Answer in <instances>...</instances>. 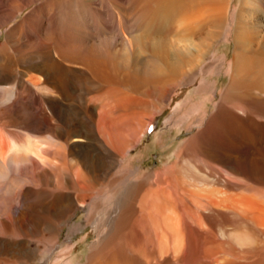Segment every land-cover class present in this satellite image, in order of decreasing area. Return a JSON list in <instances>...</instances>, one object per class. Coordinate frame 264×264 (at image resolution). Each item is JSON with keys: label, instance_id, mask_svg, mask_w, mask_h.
Here are the masks:
<instances>
[{"label": "bare ground", "instance_id": "bare-ground-1", "mask_svg": "<svg viewBox=\"0 0 264 264\" xmlns=\"http://www.w3.org/2000/svg\"><path fill=\"white\" fill-rule=\"evenodd\" d=\"M30 1L0 0V25ZM109 1L99 4L116 6L119 23L134 19L118 48L126 55L113 64L104 39L90 52L83 44L88 19L76 11L94 0H57L67 3L61 22L51 39L26 44L27 53L13 51L29 34L13 33L29 31L36 13L0 47V264L43 261L92 194L110 195L99 210L118 215L80 264H264V17L253 13L264 9L262 0L240 2L229 83L205 128L118 199L129 172L121 164L154 115L185 85L214 92L209 75L223 69L226 57H211L230 4ZM177 108L167 119L172 125L193 109ZM47 231L54 236L40 249Z\"/></svg>", "mask_w": 264, "mask_h": 264}, {"label": "rangeland", "instance_id": "rangeland-1", "mask_svg": "<svg viewBox=\"0 0 264 264\" xmlns=\"http://www.w3.org/2000/svg\"><path fill=\"white\" fill-rule=\"evenodd\" d=\"M2 1L13 5H18L24 3V1L27 0ZM240 2L241 0H229L228 4L230 5L228 9L226 23L222 31L223 34L222 37L217 38V47L212 53L214 54V56L211 57V59L213 60H217L220 58L222 59L226 57V63L224 64L223 69L220 72L209 75V81L215 82V87L213 90L214 92H202L200 94L196 93L195 85H185L183 87H180L176 91L172 100L169 103L170 105L166 107V110L164 112H158L156 113V115H154V117L152 118V120H150L148 124L146 134L142 137L141 141L138 142V144L131 149V151L121 164L124 171L129 172L128 174L123 175V179H125L124 187H122L121 192H119L118 190L116 199H118L123 193H125V188L134 179H142L149 173L158 172L161 168L174 161L176 153L178 151L177 149H179L180 145L188 141L192 136L196 135L199 131L205 128L207 121L209 120V117L214 109V100H218L217 97L222 94V92L229 83L230 74L228 69L230 70L229 65L234 54V17L240 9ZM262 2L264 5V0H262ZM99 3L100 0H94V4H92V6L89 5L88 7L87 5H85L86 7L82 10L79 6L78 10L76 11L80 15H85V18L88 19V29H85L86 32L84 35V38L87 40V42L84 39L83 44L87 48V52H90V44L92 45L94 43L96 45V41L104 39L106 43L105 51L108 54V57L113 61V64L116 62H114V60L122 54H120V52H123L124 55H126L125 51L121 50L119 52V49L123 48L120 39L123 36V30L129 31L130 28H134V19H132L131 21L126 20L123 21V23H119L120 13L115 8L116 6L112 7L113 5L111 4L112 6L109 5L111 7H102ZM64 4L65 2H63L62 4L60 2V4H58L57 0H31L30 3H28L26 6L23 7L22 10L18 12V14L13 20L0 25V47L7 40L9 31H11V29L15 27L18 23H21L23 21L26 22L27 18L31 16L32 13H36L37 17L35 18L36 23L33 24L32 28L28 29L31 33L29 31H22L23 29L19 31V34L17 33V31L13 33L15 36H18L20 38L21 34H24V36L29 34V36H27L28 38H22L21 40L25 41V45H23L24 47H22L19 51L14 50L13 52L19 55H23V53H27L25 52L26 44H30L32 40V42H35L36 40L38 41L40 40L39 37H42L41 39L43 40L51 39L52 34L54 32L53 28L59 25L62 18L61 15L67 8V3L65 5ZM253 13L255 18L258 20H261L262 17H264V9H261L260 11H253ZM105 15L107 16V18ZM79 21L81 23L83 20L81 19ZM121 25L124 26V28H122ZM24 30L26 29L24 28ZM115 34L116 36L118 35V37L113 36ZM112 36L118 40L117 43L114 44L112 42ZM107 37L110 38L108 39ZM87 44L88 47L86 46ZM75 65L77 67L80 66V61L75 62ZM200 79L198 80V84L200 82ZM186 105L192 106L193 109L191 110V114L183 116L185 119L183 123L178 122L177 125H172V123L167 122L169 116L173 115V113L177 111V107L183 109V107ZM162 138L163 142L161 141ZM109 178L110 176L108 177V179ZM107 180L103 184H106L108 182ZM118 180H120L118 181L119 183L123 181L122 179ZM110 189L111 186L110 184H108L106 186V190L109 191V194ZM106 197L108 198L110 197V195H90L86 199V204H84L83 207H79L78 209H76L71 214L73 215V217L62 227L59 236L60 241L58 242L59 247L54 249L52 254H47L43 261H37L36 264L84 263L86 261L88 253L91 250V247L94 244L100 242V240L104 236H106L110 229L111 219L113 218V216L118 215V212H115V214L110 215L108 209L106 211L99 210L107 207V204L105 203L100 204L102 201H104L102 199H106ZM16 201L11 202L16 203ZM117 204H119L118 201L113 206H116ZM90 214L99 215L98 219H93L92 221L87 222V217L90 216ZM108 215H110L109 218ZM43 236L44 241L39 243V247H41L40 249L45 248L48 243L47 241L54 236V232L47 231V233L45 232Z\"/></svg>", "mask_w": 264, "mask_h": 264}]
</instances>
